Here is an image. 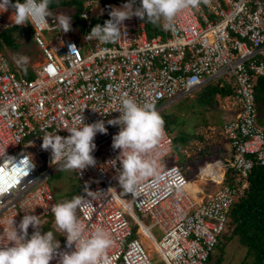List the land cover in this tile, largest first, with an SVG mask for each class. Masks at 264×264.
<instances>
[{
    "label": "built area",
    "instance_id": "1",
    "mask_svg": "<svg viewBox=\"0 0 264 264\" xmlns=\"http://www.w3.org/2000/svg\"><path fill=\"white\" fill-rule=\"evenodd\" d=\"M79 1L78 30L86 37L104 6L101 0ZM11 15V8L0 13V30L13 26ZM58 16L36 30L29 24L40 52L32 78L15 76L0 52V234L9 230L13 218L18 226L25 214H33L41 224L52 213L56 202L46 178L60 164L51 161L50 150L41 148L42 137H66L64 129L75 126L82 113L86 124L104 121L107 134L95 137L96 165L82 175L73 170L81 196L92 204L77 215L86 231L102 227L109 234L110 264H153L145 240L163 264H204L227 226L230 206L247 186L249 172L264 166V128L256 121L254 96L257 78L264 82V0L202 2L178 14L168 29L163 21L158 23L159 33L153 36H147L133 16L123 22L118 41L102 44L92 39L88 53L62 32ZM101 49L109 51L100 55ZM208 83L229 90L213 96V105L227 115L217 124H206L227 141L224 162H204L197 169L202 174L207 164H221L218 180L202 174L215 186L208 197L196 201L175 156L166 160L172 153L166 128L153 154L158 157L159 182L149 177L139 185L138 195L123 192L114 179L121 170L119 150L112 148L119 126L107 123L119 117L114 108L120 99L153 103L156 109ZM109 188L113 191L107 192ZM154 227L159 234L152 232ZM34 231L30 226L29 237ZM134 231L137 236H132ZM54 242H59L57 253L67 250L65 237ZM6 244L0 238V245ZM50 264H58V256Z\"/></svg>",
    "mask_w": 264,
    "mask_h": 264
},
{
    "label": "clouds",
    "instance_id": "2",
    "mask_svg": "<svg viewBox=\"0 0 264 264\" xmlns=\"http://www.w3.org/2000/svg\"><path fill=\"white\" fill-rule=\"evenodd\" d=\"M51 2L15 0L13 3L12 0H0V13L11 8L10 19L14 26L31 24L36 30L49 23L48 18L53 15L49 7ZM202 2L209 4L210 0H139L138 7H134L136 0H128L122 9L112 8L108 13L110 18L103 25L92 27L86 38L102 44L114 43L122 35L123 22L133 16L154 24L163 21L162 26L168 29L178 14L190 7H199ZM57 20L63 33L72 30L70 16L62 14ZM73 49L74 46L71 51ZM107 51L101 49L99 54ZM20 62L27 63V58L22 57ZM114 112H118L119 117L107 122L119 126V132L112 137V148L119 150L121 170L114 179L123 192L138 195L142 181L149 177L154 178V183L160 180L158 157L153 158V154L165 136V121L153 103L141 105L127 96L120 99ZM74 123L75 126L64 129L68 132L66 137L58 134L42 137L41 148L50 150L51 161L57 162L65 170H78V174L82 175L86 168L96 165L92 155L97 147L95 137L98 133L107 134V128L102 120L86 124L82 113ZM112 191L113 188L107 190ZM84 193L85 196L90 194L87 184ZM83 206L92 207V204L90 201L86 203L84 196H76L51 208L55 226L66 238L67 250L59 253V242H54L53 233H41L39 216L25 214L18 226L13 218L9 230L0 234V238L7 240L6 245H0V264H50L57 256L58 264H110L108 251L112 247V240L102 227L86 231L77 215ZM30 226L35 231L29 237Z\"/></svg>",
    "mask_w": 264,
    "mask_h": 264
},
{
    "label": "rangeland",
    "instance_id": "3",
    "mask_svg": "<svg viewBox=\"0 0 264 264\" xmlns=\"http://www.w3.org/2000/svg\"><path fill=\"white\" fill-rule=\"evenodd\" d=\"M50 11L52 12V17L57 15H68L69 16V7L64 5L49 6ZM121 8L120 6H117ZM71 31L65 33V35H70L72 39L79 43L82 46V53H88V45L91 43L92 39H87L79 33V24L77 22H71ZM73 31V32H72ZM79 34V35H77ZM32 41L29 36H22L19 38L17 46L15 49L3 48V52L7 55L9 60L16 57V55L30 54L31 57L34 56V59L31 63L32 68L29 67L27 70L33 72V66L38 59V50L33 45L34 48L31 49ZM12 68L14 67L13 59L10 60ZM34 74V72H33ZM213 85V84H212ZM200 88L186 94L184 96L177 97L168 103H163L156 107L158 112L162 113H171L173 118L175 117L174 128L170 132V135L173 140L175 135H183L187 137L186 142L181 140L175 141L176 147H174V140L172 141V153L167 156V161L171 158L172 155L176 158V164L182 167L184 175L188 180V188H190L192 195L196 196V192L200 190L199 196L205 198L208 195H204V189H208V185L204 188L205 183L208 181L201 175L197 174V169L203 165L204 162L221 160L224 162V157L226 156V150L228 149V144L223 137L217 133L216 127L210 130L206 128V124H217L221 117H225L227 114L220 112L217 106L211 104V106H203L198 104L196 99V93ZM257 113V123L264 121V111L258 108ZM262 125V124H261ZM187 149V153L184 154L183 149ZM218 150L219 156H214L211 158H205L201 162L197 160L199 156L203 155L206 150ZM58 177H55V175ZM220 175V169L215 171L212 178L217 180ZM49 189L51 190L56 204L63 203L65 201H70L73 197L81 196L82 191L79 185L78 180L73 175V170H65L63 167H59L51 177L46 178ZM127 197V196H126ZM197 199H200L196 197ZM144 223H148V219L139 215L134 211ZM51 227L56 233L65 235L63 232L59 231L54 223L53 214H49L41 223V233L50 232L48 228ZM232 228V223L229 221L225 230L221 232V238L223 241L227 242L223 247H215L214 253L212 255V261H219V264H251L250 258L244 260V247L240 245L234 236L229 237L230 231ZM154 234H159V230L154 227L152 229ZM219 235V236H220ZM54 237V236H53ZM228 237V239L226 238ZM55 238V237H54ZM158 238V236H157ZM58 239V238H57ZM219 241H222V240ZM221 243V242H220ZM145 247L148 248L149 255L153 258V264H163L162 261L156 257L154 250L150 247L149 243L145 240ZM222 249V250H221ZM221 253V254H219ZM219 254V257H218ZM206 261L204 264H207Z\"/></svg>",
    "mask_w": 264,
    "mask_h": 264
},
{
    "label": "trees",
    "instance_id": "4",
    "mask_svg": "<svg viewBox=\"0 0 264 264\" xmlns=\"http://www.w3.org/2000/svg\"><path fill=\"white\" fill-rule=\"evenodd\" d=\"M13 2H15V0H13ZM101 2L104 6V13L101 15V17L97 19L96 22L97 24L103 25L104 21L109 18V2L112 3V10L113 7H123V5L119 4H125L128 2V0H101ZM53 5H64L69 7V16L71 17V22H77L79 24V28L81 27L82 22L78 17V11L80 8L79 0H52L50 6ZM138 6L139 0H136V4L134 5V7ZM138 19L143 23L147 36H153L159 33L158 23L154 24L147 20H141L140 18ZM31 32L32 30L29 24L25 27L13 25L11 27L0 30V52H2L7 58L10 69L15 76H22L25 78L33 77V72L31 73V71L27 70L28 68L26 67H29L30 69L32 68L31 63L35 55L31 57L30 54H26L25 52L23 56L21 54L16 55V57L11 58L13 59L14 64V67L12 68L10 64L11 59L9 60L7 55L3 52V48H8L9 50L13 48L15 49L19 38L24 35L29 36L31 38ZM32 44L34 45L33 41ZM33 45L31 46V49L34 48ZM39 53L40 52L38 50V56ZM22 57L27 58V63L20 62ZM216 91L221 94H224L229 90L225 91L224 89H219L211 83H208L201 87L196 93V99L198 104L203 105L205 107L211 106V104H213V96ZM254 96L257 113L259 110L258 108L264 111V82L261 78H257L255 82ZM159 114L165 121L164 127L169 132H171L174 128L175 117L173 118V115L171 113L169 114L159 112ZM258 125L264 128V121L260 122V124ZM173 140V146L176 147L177 144H175V141L181 140L182 142H186L187 137L178 134L173 136ZM218 154V150H206L203 155L197 158V160L201 162L205 158H211L217 156ZM194 197L196 198V196ZM229 221H231L232 223V228L229 237L234 236L236 241L244 247V260L250 258L251 264H264V166L253 167L249 172L247 176L246 188L243 189L241 195L229 208L228 222ZM48 228L51 230L50 232L53 233V236L55 237L54 239H64L65 235H63L62 237L61 235L56 233L51 227ZM132 236H137L135 231L133 232ZM219 237H221V235ZM219 237L217 238L213 251L209 254L206 259V261L208 262L207 264H219V261L210 262L212 260V255L214 253L215 247H218L220 245L221 248L227 243ZM226 238L228 239V237ZM220 239L222 241H219Z\"/></svg>",
    "mask_w": 264,
    "mask_h": 264
},
{
    "label": "bare ground",
    "instance_id": "5",
    "mask_svg": "<svg viewBox=\"0 0 264 264\" xmlns=\"http://www.w3.org/2000/svg\"><path fill=\"white\" fill-rule=\"evenodd\" d=\"M113 8H115V7H113ZM121 9H122V7H121ZM220 169V175H221V164L219 163V162H215L214 164H207L206 166H205V168H203V169H201L200 170V173H208V174H210L211 176H213L214 175V173H215V171H217V170H219ZM201 174V175H202ZM217 180H218V178H217ZM193 198L196 200V201H201V200H199V199H197V198H195L194 196H193ZM205 200V199H204ZM146 234H147V232H145ZM147 251H148V249H147ZM148 254H149V252H148Z\"/></svg>",
    "mask_w": 264,
    "mask_h": 264
},
{
    "label": "crops",
    "instance_id": "6",
    "mask_svg": "<svg viewBox=\"0 0 264 264\" xmlns=\"http://www.w3.org/2000/svg\"><path fill=\"white\" fill-rule=\"evenodd\" d=\"M207 181H208V180H207ZM206 185H208V187H210V188H208V189H204V193H205V195H208V193H209L211 190H213V188H214L215 186H214V184H212L210 181H208V183H207V182L205 183L204 188H206V187H205ZM200 193H201L200 190H198V191L196 192V197L200 198L199 200H204V199L207 198V197L203 198V197L199 196L198 194H200Z\"/></svg>",
    "mask_w": 264,
    "mask_h": 264
},
{
    "label": "water",
    "instance_id": "7",
    "mask_svg": "<svg viewBox=\"0 0 264 264\" xmlns=\"http://www.w3.org/2000/svg\"><path fill=\"white\" fill-rule=\"evenodd\" d=\"M55 177H58V175L56 174Z\"/></svg>",
    "mask_w": 264,
    "mask_h": 264
}]
</instances>
